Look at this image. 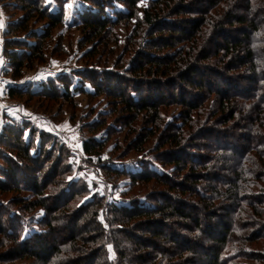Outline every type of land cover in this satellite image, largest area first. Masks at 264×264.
<instances>
[{
  "label": "trees",
  "instance_id": "obj_1",
  "mask_svg": "<svg viewBox=\"0 0 264 264\" xmlns=\"http://www.w3.org/2000/svg\"><path fill=\"white\" fill-rule=\"evenodd\" d=\"M17 1L11 9L22 19L8 22L3 44L15 80L25 62L46 60L44 42L66 24L65 5L74 0H54L56 11L46 0ZM79 1L70 27L86 43L136 20L127 64L86 66L36 90L11 87L8 96H104L112 110L88 124L83 153L107 176L128 178L130 193L148 184L150 191L110 203L109 187L100 196L82 180H67L73 169L56 137L29 121L6 124L0 194L17 195L0 197V264H264L260 250L244 249L264 240V0ZM35 18L45 30L31 27ZM242 72L254 84L246 86L250 94L236 85ZM101 131L126 132V146L140 155L133 170L119 168L127 155L103 158L111 140L94 137ZM28 229L34 232L25 238ZM239 251L249 254L233 258Z\"/></svg>",
  "mask_w": 264,
  "mask_h": 264
},
{
  "label": "rangeland",
  "instance_id": "obj_2",
  "mask_svg": "<svg viewBox=\"0 0 264 264\" xmlns=\"http://www.w3.org/2000/svg\"><path fill=\"white\" fill-rule=\"evenodd\" d=\"M48 3L51 4L52 11H56L54 0H51V2ZM71 3L73 4V7L66 8V10H68L65 16L66 24L53 30L52 38L44 42V47L46 46V60L39 63L25 62L22 77L19 80H15V68L8 65V58L3 53V44L6 40L5 31L9 25L8 22L22 19L23 12L17 9H11V7L13 8V6L19 4L17 0H0V13H2L0 21H2L4 25L0 28V133H2V130L4 129L3 126L6 124L11 125L23 121L31 122L39 130L42 129L56 137V139L60 141V143H63L67 148L68 152H65L66 155H69L67 162L69 167L73 169V173L69 174L70 176L67 180H82L83 182L88 183L89 189L92 190L93 193H97L100 196L104 193L107 186V188L109 187L107 190L112 193L108 196L109 202L124 205L125 203L121 201L122 194L127 193L128 197L137 193L139 194H137L138 197L142 195L144 196L145 192L147 193L150 191L149 186L151 184L147 183L149 186L142 185L141 187L134 188L130 193V182L128 178L107 176L99 166L96 157H89L83 153V144L90 138L88 124L98 121L100 114H107L108 111L112 110L110 104L107 106V100H105L104 96L99 97V99H89L85 94L82 95L78 92H74L75 96L72 102H67L63 99L53 100L43 97L33 98L26 95L19 99H12L8 96L11 87H23L25 85L33 84L36 90L39 83L54 79L60 75H69L72 70L82 71L86 66L90 68H94L95 66H97L95 68H98L100 66V68L113 69L115 66L120 68L127 64L128 58L126 59V57H124V53L130 38H132L131 34L136 20L132 19L131 22L127 21L120 27L112 28L106 36L103 35L102 39L98 38L96 41L86 43L84 32L80 28L74 26L70 27V24L73 23V19H75L82 11L79 0H74ZM146 3L142 5L145 7L148 6ZM30 23L31 27H34L36 30L46 29V22L39 21V19H32ZM94 53H96V55L91 57L90 55ZM122 57H124V59ZM53 61H56L57 63L53 64ZM244 76L245 73L243 74L242 72L236 80V85L244 88L241 90L242 93L245 94L248 92L250 94L252 91L250 87L247 89L246 86H253L254 84L250 83L248 85L247 81L251 80L248 78L250 76L246 75L248 77L245 78ZM76 86L78 85H75L74 87ZM74 87H72V89ZM85 89L89 92L93 91L90 85H86ZM233 91H240V89H234ZM262 91H260L258 96L261 95ZM177 111H179V109L174 107L171 114ZM137 123L138 125H141L142 121L140 120ZM243 133L240 134L245 136L246 134L244 135ZM125 135L126 132L119 131V133L117 132L107 136L105 131H101L99 134L94 135V137H97L98 140L101 138L104 140H111L103 152V158L109 159L113 157L114 154L115 158L127 155L126 161L129 163H127L126 166H120L119 168L128 169L129 167V169L133 170L134 167L132 164H134V162L132 161L138 160L140 155H137L129 149V146H126L127 139L124 138ZM77 145L79 146L77 147ZM145 148L147 152H153L151 150V143L147 144ZM45 151L48 150L45 149ZM121 151L123 152L122 155L119 154ZM58 153L59 152L57 151L56 155ZM47 166L48 165H46V168ZM67 180H64L63 182L66 186L68 185ZM105 180L111 184L108 186V184L105 183ZM112 184H115L116 186L114 187ZM57 188L54 190H57ZM52 192L54 191H48V194H51ZM13 195L17 194L16 192L12 193L10 190L5 194H0V197L9 199L13 197ZM43 216L44 214L39 211L36 213L35 218L38 221L39 219L41 220ZM261 229V227H256L254 232H259ZM32 232H34V229H28V231L25 232L24 237H29ZM204 244L205 246L210 244L207 237H205ZM249 247L252 248L249 249L245 247L244 249L260 250L262 254L261 257L264 259V240L253 242ZM204 251L205 250H203V252ZM109 252V255H112V250L109 249ZM246 253L249 254L248 251H243V253L239 251L238 254H235L232 257H242L243 255H246ZM236 263L247 264L248 262L246 259H241ZM29 264H36V262L33 261V263Z\"/></svg>",
  "mask_w": 264,
  "mask_h": 264
},
{
  "label": "snow or ice",
  "instance_id": "obj_3",
  "mask_svg": "<svg viewBox=\"0 0 264 264\" xmlns=\"http://www.w3.org/2000/svg\"><path fill=\"white\" fill-rule=\"evenodd\" d=\"M48 2H51V0H46V3ZM66 8H72L73 7V4L71 2H69L68 4L65 5ZM0 16H2V13H0ZM4 25H3V22L0 21V28H2ZM57 62L56 61H53V64H56ZM38 78V77H37ZM79 145H77L78 147ZM109 249L111 250V245L108 246Z\"/></svg>",
  "mask_w": 264,
  "mask_h": 264
}]
</instances>
